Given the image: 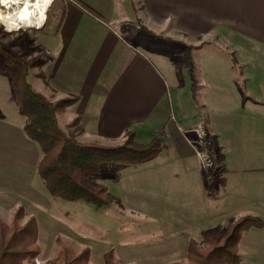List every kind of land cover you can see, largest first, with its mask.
<instances>
[{"label": "rangeland", "instance_id": "obj_1", "mask_svg": "<svg viewBox=\"0 0 264 264\" xmlns=\"http://www.w3.org/2000/svg\"><path fill=\"white\" fill-rule=\"evenodd\" d=\"M81 1L53 0L45 13L46 21L39 27L0 23V219L10 222L20 207H23L26 217L36 219L40 253L24 261V264H65L62 254L69 250L68 253L82 255L86 264L184 262L188 241L200 238L207 230V220H214L219 225L216 229H220L248 215L257 217L262 225L240 234L237 243L238 264H264V171L252 166L220 165L217 172L212 136L205 137L207 145H192L205 181L199 190L210 196L215 189L222 194L229 190L238 195L235 198L224 197L223 204L219 203L217 209L204 210L205 204L199 198L194 197L190 201L185 167L164 162L165 159L159 161L153 156L142 162L117 163V166L110 164L95 176V181L103 183L114 197L102 206L81 200L67 201L48 192L37 172L42 152L34 139L23 131L24 118L17 112L12 98L4 57H14L26 64L27 82L41 93L46 84L42 66L47 60V50L60 44L53 35L67 3H77L82 13L98 17L120 39L136 49L148 67L167 80L168 96L172 100L170 110L176 114L188 115V68L192 78L200 80V74L202 77L205 72L200 69L217 66L223 62L224 56L233 67L237 61L232 50L226 47V41L222 36L218 38L216 33L205 34L203 39L196 40L178 27L174 29V23L166 22L165 27L161 28L142 21L139 19L142 15L140 6H110L109 0ZM128 8L136 14L132 20L123 17V11L125 14ZM216 30L221 32L219 28ZM256 61L264 71V61L259 56ZM240 72H243L241 67ZM259 88L256 87L258 92ZM214 95V91L207 92L209 100L197 98V104L213 112L216 107V101L212 100ZM46 97L56 101L60 96ZM64 110L58 114V126L80 141L79 119L74 118L73 110ZM72 121L74 125L67 127ZM128 136L105 146L124 145ZM130 136V141L137 147L147 146L140 145ZM156 146L161 150L164 147ZM164 157L166 155L161 158ZM215 178L219 184L217 182V188L213 189ZM188 200L192 205H188ZM197 200L200 203L197 204Z\"/></svg>", "mask_w": 264, "mask_h": 264}, {"label": "crops", "instance_id": "obj_2", "mask_svg": "<svg viewBox=\"0 0 264 264\" xmlns=\"http://www.w3.org/2000/svg\"><path fill=\"white\" fill-rule=\"evenodd\" d=\"M109 1L110 6H140L142 21L161 28L166 22L174 23V29L178 27L196 40L208 33L222 36L235 54L236 66L223 55L217 66L200 69L205 70L200 80H194L188 68V115L176 114L170 110L167 80L98 17L82 13L77 3L69 2L53 35L60 44L47 50L42 66L46 84L41 93L78 98L65 110H73L74 118L79 119L80 141L112 145L131 134L140 145L153 140L164 145L162 150L157 147L153 157L185 167L190 201L202 199L204 210L219 208L224 197L238 195L215 189L210 196L199 190L205 181L192 145H207L199 143L198 134L203 140L214 137L217 172L220 165L264 171V71L256 61L257 56L264 61V0ZM127 10L123 17L132 20L135 10ZM240 67L243 72L239 74ZM256 87H262L260 92ZM209 91L215 93L213 112L197 104V98L209 100ZM162 155L166 157L162 159ZM217 182L215 178L213 189ZM190 201L188 205H192ZM205 225L206 229L219 228L214 220Z\"/></svg>", "mask_w": 264, "mask_h": 264}, {"label": "trees", "instance_id": "obj_3", "mask_svg": "<svg viewBox=\"0 0 264 264\" xmlns=\"http://www.w3.org/2000/svg\"><path fill=\"white\" fill-rule=\"evenodd\" d=\"M4 58L7 60L12 98L17 112L24 118L23 131L34 139L42 152L37 172L52 196L67 201L81 200L97 207L107 204L114 197L94 177L110 164L142 162L157 152L156 140L144 148L137 147L130 141V134L121 146L78 141L57 122L58 114L78 98L59 97L51 101L27 82L26 64L14 57ZM73 125L72 121L67 127ZM21 220L24 222L21 223ZM261 225L257 217L248 215L230 222L224 228L207 229L199 239L188 241L184 262L170 264H238L237 243L240 234ZM37 233L36 219L26 217L23 207L14 212L10 222L0 219V264H24V261L38 255ZM69 251L62 254L65 264H86L82 255Z\"/></svg>", "mask_w": 264, "mask_h": 264}, {"label": "bare ground", "instance_id": "obj_4", "mask_svg": "<svg viewBox=\"0 0 264 264\" xmlns=\"http://www.w3.org/2000/svg\"><path fill=\"white\" fill-rule=\"evenodd\" d=\"M52 2L53 0H5V2H0V17H2L0 23L5 22L9 26L23 23L27 26L39 27L42 22L46 21L45 13ZM13 6L15 7L12 8Z\"/></svg>", "mask_w": 264, "mask_h": 264}, {"label": "built area", "instance_id": "obj_5", "mask_svg": "<svg viewBox=\"0 0 264 264\" xmlns=\"http://www.w3.org/2000/svg\"><path fill=\"white\" fill-rule=\"evenodd\" d=\"M198 136H199V143L200 144H205V140H203L202 135L201 134L200 135L198 134Z\"/></svg>", "mask_w": 264, "mask_h": 264}, {"label": "clouds", "instance_id": "obj_6", "mask_svg": "<svg viewBox=\"0 0 264 264\" xmlns=\"http://www.w3.org/2000/svg\"><path fill=\"white\" fill-rule=\"evenodd\" d=\"M0 2H5V0H0ZM0 18H2V17H0Z\"/></svg>", "mask_w": 264, "mask_h": 264}]
</instances>
